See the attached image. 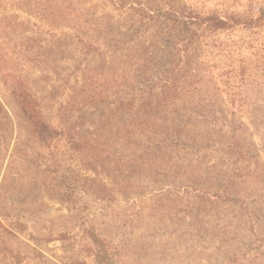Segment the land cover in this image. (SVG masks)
I'll use <instances>...</instances> for the list:
<instances>
[{
  "label": "rangeland",
  "instance_id": "rangeland-1",
  "mask_svg": "<svg viewBox=\"0 0 264 264\" xmlns=\"http://www.w3.org/2000/svg\"><path fill=\"white\" fill-rule=\"evenodd\" d=\"M184 4L264 0H0L13 70L61 134L0 91V264H264V25L202 26L179 51L142 22ZM166 116L182 133L139 124Z\"/></svg>",
  "mask_w": 264,
  "mask_h": 264
},
{
  "label": "trees",
  "instance_id": "trees-1",
  "mask_svg": "<svg viewBox=\"0 0 264 264\" xmlns=\"http://www.w3.org/2000/svg\"><path fill=\"white\" fill-rule=\"evenodd\" d=\"M9 17L6 15L2 20H7ZM142 24L148 25L153 24L156 27H162L166 30L167 38H178L182 39V44L175 46L176 50H181L183 46L189 48L190 41L195 38L198 30L204 26L203 30L218 31L234 28L237 25H242L246 27L263 26L264 25V4L259 6L256 11H252L250 15H244L241 13H226L222 14H208L203 16L199 12L193 11L186 4L182 6H177L173 8H160L157 10L147 11L143 15ZM7 21V23H9ZM6 23V24H7ZM138 27V32L144 26ZM165 26V28H163ZM4 27H0V34L2 35ZM6 30L4 31V33ZM0 35V36H1ZM4 38H0V91L7 92L10 94L8 96L14 97V106L18 110L20 116L25 117L31 124L34 132L44 141L52 142L59 139L60 130L55 128L53 125L44 120L41 116V110L37 100L32 96V94L27 91L24 78L13 70V63L10 60L5 45L3 44ZM165 65V63H164ZM162 68V66H158ZM161 71V70H159ZM173 71V68H169L164 72V78L162 83H159L157 87H163L164 89L168 85L169 79L167 73ZM5 96V93H4ZM8 104L12 105L9 100ZM169 117H164L163 121L153 122V123H139L143 126H149L151 129H160L169 133H182V130H176L179 124L168 119ZM145 129V128H144ZM146 130V129H145ZM148 134V133H147ZM1 223V222H0ZM17 227V226H15ZM65 233H61L58 236H45L46 241H52L55 239H61L65 237ZM30 239L34 241L36 245H39V240L37 236L33 234L30 235ZM32 249H35L32 246Z\"/></svg>",
  "mask_w": 264,
  "mask_h": 264
}]
</instances>
